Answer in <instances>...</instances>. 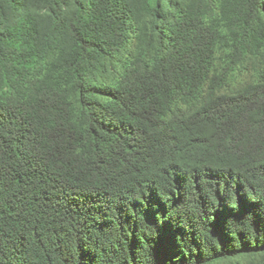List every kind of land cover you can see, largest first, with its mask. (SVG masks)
Here are the masks:
<instances>
[{"label": "trees", "instance_id": "trees-1", "mask_svg": "<svg viewBox=\"0 0 264 264\" xmlns=\"http://www.w3.org/2000/svg\"><path fill=\"white\" fill-rule=\"evenodd\" d=\"M251 255L264 0H0V264Z\"/></svg>", "mask_w": 264, "mask_h": 264}, {"label": "rangeland", "instance_id": "rangeland-1", "mask_svg": "<svg viewBox=\"0 0 264 264\" xmlns=\"http://www.w3.org/2000/svg\"><path fill=\"white\" fill-rule=\"evenodd\" d=\"M255 62L256 59L252 57L248 61L249 67L255 64ZM217 264H264V255L242 256L234 259H227Z\"/></svg>", "mask_w": 264, "mask_h": 264}]
</instances>
